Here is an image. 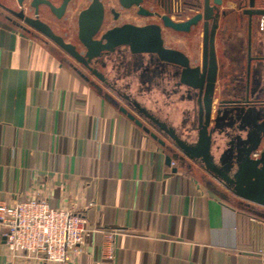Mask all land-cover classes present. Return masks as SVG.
I'll return each instance as SVG.
<instances>
[{
  "label": "crops",
  "instance_id": "obj_1",
  "mask_svg": "<svg viewBox=\"0 0 264 264\" xmlns=\"http://www.w3.org/2000/svg\"><path fill=\"white\" fill-rule=\"evenodd\" d=\"M85 1L71 0L58 23L75 25ZM248 2L222 0L219 6L224 13L215 38L214 110L223 91L250 81L254 107L248 112L255 116L264 109V32L259 15L250 26L244 13ZM6 7L20 8L17 0H0V200H24L40 190L54 206L75 200L83 210L94 202L84 211L92 235L67 264H264V206L226 188L203 162L174 157L175 165L168 163V155L182 152L165 130L151 129L155 139L104 94L123 105L124 98L85 80L57 44L9 17ZM256 7L264 8V0H256ZM40 18L53 19L49 6H40ZM202 34L201 28L168 30L165 40L200 60ZM171 87L154 86L140 101L161 123L196 142L198 133L182 132L183 123L192 121L194 103L181 97L185 89L168 95ZM120 88L132 93L138 84ZM227 140L219 141L220 150L213 145L214 155L228 148ZM3 243L0 226V264H58L42 257L12 258Z\"/></svg>",
  "mask_w": 264,
  "mask_h": 264
},
{
  "label": "water",
  "instance_id": "obj_2",
  "mask_svg": "<svg viewBox=\"0 0 264 264\" xmlns=\"http://www.w3.org/2000/svg\"><path fill=\"white\" fill-rule=\"evenodd\" d=\"M17 1L19 9L6 7L11 15L9 17H15L24 25L42 33L70 56L88 65L90 69H92L90 62L94 58H98L104 51L113 50L121 44L130 45L134 53H155L162 61L179 66V84L194 93L189 98L194 103L192 121L189 125L183 123L185 129L182 132L187 137H191L196 132L198 139L196 142H189L175 128L161 124L166 132V138L182 152V154L175 152L174 155H168L167 162L171 163L174 157H188L196 162H203L206 170L220 180L226 188L250 202L264 206V119L260 121L264 116V109L257 111L255 116L248 112L254 107L251 106L254 100L251 98L250 81L223 91L214 110L219 68L215 37L219 18L224 13L219 7L222 0H202L196 5L194 14L181 20H172L169 14L162 15L166 26L179 31H190L193 26L202 23L204 53L202 62L195 65L183 51L164 43L162 27L157 23L144 26L134 24L116 26L106 31L101 39H95L94 34L98 31L104 17V6L101 0H91L89 6L79 15V37L87 49L85 54L78 51L75 44L55 33L50 25L40 18L42 4L49 6L56 16L62 17L71 0H62L60 4H55L52 0ZM120 1L126 7L138 5L141 12L151 13L142 6L143 0ZM244 13L248 14L252 27L253 17L264 14V8L256 7V0H249ZM92 72L100 78L104 77L102 73L94 69ZM104 95L137 125L143 127L155 139H159L158 134L138 116H142L140 112L144 109L141 102L134 99L130 102L125 101L126 104L123 105L111 94L106 92ZM242 131L248 132L247 137H242ZM224 138H229L225 142L228 148L217 157L212 152L213 145L216 144L220 150L219 141ZM159 141L166 144V141L161 138ZM235 144L237 147H234ZM241 145L245 146L241 148ZM257 151L259 153L256 156Z\"/></svg>",
  "mask_w": 264,
  "mask_h": 264
},
{
  "label": "flooded vegetation",
  "instance_id": "obj_3",
  "mask_svg": "<svg viewBox=\"0 0 264 264\" xmlns=\"http://www.w3.org/2000/svg\"><path fill=\"white\" fill-rule=\"evenodd\" d=\"M101 1L104 6V17L98 31L94 34L95 39H101L106 31L116 26H123L125 24L144 26L152 23H157L160 24L162 27V37L164 39V43L169 47L172 46L166 43L165 32L168 30H179H176L170 26H166L164 24L162 15L169 14L172 20H181L184 19L182 18V16H184L188 11H190V9H195L197 5V3L194 1L191 2L184 0H143L141 2L142 6L146 8L149 12H151L145 13L141 12L140 7L138 5L126 7L124 4H122L120 0ZM85 2H87L86 5H84L78 12L77 18L75 20V25L70 24L66 20H63L64 22L60 20V23H58V18H63L65 13L62 17H58L52 12L51 9L50 13L53 19L50 22H46L50 25V27L55 33L63 36L66 41L75 44L77 50L82 52L83 54H85L87 49L81 42L79 37V15L82 10L89 6L91 0H86ZM196 28H201L203 33L202 23L193 26L190 31L186 32H191ZM72 38H77V40L80 41V46L74 43L72 41ZM201 46V59L192 60L190 58L193 65L200 64L202 62L204 53V33L202 34ZM250 58H252V56H250ZM66 61L69 62L70 66H72L79 74H81L85 80L92 83L95 87L99 88L101 91L104 87L111 88L117 93L119 97H123L127 102L134 100L133 94H126L120 87L124 86L125 88H128L135 81L138 84V94L142 95L151 92L154 86L160 87L166 83H169L172 86L171 90L166 91L168 95L183 91L182 89H185L181 94L182 98L190 100L189 98L194 95L192 90L179 84V66L162 61L155 53H134L132 52L130 45H117L113 50L104 51L101 56H99L98 58H94L90 62V67L96 70L98 73H102L104 76L103 78H100L99 76L95 75L92 72V69H90L88 65L81 61H78L81 66L67 59ZM86 70L94 74L98 78V80H93L87 74ZM111 72L112 75H110ZM142 107L144 109H141L140 114L142 115V117L148 120L146 124L151 129L159 127L164 130L161 124L165 123H161L159 121L157 113L144 106ZM244 146L241 145V148ZM258 153L259 151H257L255 155L257 156Z\"/></svg>",
  "mask_w": 264,
  "mask_h": 264
},
{
  "label": "built area",
  "instance_id": "obj_4",
  "mask_svg": "<svg viewBox=\"0 0 264 264\" xmlns=\"http://www.w3.org/2000/svg\"><path fill=\"white\" fill-rule=\"evenodd\" d=\"M258 28L264 32V14L259 15ZM175 165V161H172ZM88 202L81 210L75 200L54 206L40 190L24 200H0V226L4 249L12 258L42 257L67 264L82 251L92 230L85 215ZM113 233L108 232L111 238Z\"/></svg>",
  "mask_w": 264,
  "mask_h": 264
},
{
  "label": "rangeland",
  "instance_id": "obj_5",
  "mask_svg": "<svg viewBox=\"0 0 264 264\" xmlns=\"http://www.w3.org/2000/svg\"><path fill=\"white\" fill-rule=\"evenodd\" d=\"M61 21H63V20H61ZM64 22V21H63ZM62 22V23H63ZM168 39V38H167ZM72 41L74 42V43H76L78 46H80V41L79 40H77V38H72ZM53 42V41H52ZM53 43H55V42H53ZM56 44V43H55ZM56 46H58V45H56ZM57 49L60 51V53H61V55L65 58V59H67V60H69V61H72V62H75L76 64H78L79 66H81L80 65V63H78V60H76L75 58H73V57H71L64 49H62L61 47H57ZM68 65H70L69 64V62H66ZM104 70V69H103ZM105 71H106V69H105ZM86 72H87V74L93 79V80H98V78L94 75V74H92L91 72H89L88 70H86ZM110 75H112V72H111V74ZM103 91H104V88H103ZM107 91H108V89H107ZM115 92V91H114ZM127 94V93H126ZM132 94H133V98L134 99H137L139 102H141L140 101V99L141 100H145L146 99V97L147 96H145V95H141V94H138V91L137 90H135L134 92L132 91ZM147 101V100H146ZM141 104H142V106H144V107H146L147 108V106L146 105H144L142 102H141ZM135 109V108H134ZM149 109V108H148ZM152 110V109H151ZM153 111V110H152Z\"/></svg>",
  "mask_w": 264,
  "mask_h": 264
}]
</instances>
